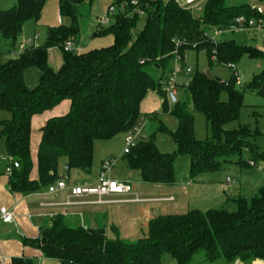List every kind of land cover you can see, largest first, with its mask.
Masks as SVG:
<instances>
[{
	"label": "trees",
	"instance_id": "1",
	"mask_svg": "<svg viewBox=\"0 0 264 264\" xmlns=\"http://www.w3.org/2000/svg\"><path fill=\"white\" fill-rule=\"evenodd\" d=\"M47 1L17 0L13 7H0V43H7V53L17 49L25 22L39 21ZM91 1L59 0L61 16L71 17V25L48 28L44 43L30 45L7 61H2L5 51L0 49V110L10 112L1 120L0 139L5 141V155L20 163L10 174L12 191L31 194L47 188L60 178L62 159L66 161L69 183L71 169L90 172L96 141L128 132L144 119L141 103L149 90L159 92L162 109L177 118L178 126L170 131L164 128L176 144L174 151H161L151 136L140 139L124 154L128 167L138 170L144 182L175 183L176 160L182 155L190 158L189 172L194 178L220 169L233 154L239 155L237 162L241 165L264 162V149L255 142V130L246 124L227 128L240 117L245 90L264 96V68L240 89L232 64L245 55L264 59V50L235 39L214 43L206 33L210 27L225 28L237 16L254 15L250 5L206 0L203 14L196 16L174 0H139L147 17L139 29L132 0H114V22L108 27L100 26L96 33L112 34L114 42L102 48L66 51V42L75 43L79 32V6ZM177 40L181 41L182 52L196 45L195 49L207 51L211 61L215 56L218 62L228 64L233 69L230 78L193 71L188 85H178L181 97L168 99L164 84L173 70ZM55 46L64 51L59 69L49 63V49ZM32 71L38 73L34 84L28 75ZM223 92L228 95L226 99L221 96ZM65 99L71 101L70 110L48 119L41 129L38 178L31 179L32 117ZM194 111L206 117L210 138L196 137ZM245 149L248 158L242 156ZM1 156L0 151L2 172L6 173L9 163ZM231 201L234 210L192 208L184 213L155 215L148 220L144 235L136 240L122 238L118 233L110 237L103 226H86L64 213L44 219L36 239L22 240L62 264H162L166 253L177 264H191L200 252L208 264L264 261V185L251 197L238 196ZM113 229L117 230L115 226ZM12 264H33V260L14 257Z\"/></svg>",
	"mask_w": 264,
	"mask_h": 264
},
{
	"label": "rangeland",
	"instance_id": "2",
	"mask_svg": "<svg viewBox=\"0 0 264 264\" xmlns=\"http://www.w3.org/2000/svg\"><path fill=\"white\" fill-rule=\"evenodd\" d=\"M51 0H48L44 6L43 14L39 21H36L34 19H30L25 22L22 33L19 36L18 43L23 42L24 40L34 39L35 35L38 34V39L35 40L34 43L36 44H42L45 42L48 28L59 26L60 24L63 25H71L73 22V19L71 17H64L62 21V17L60 16V7H51L48 8V4ZM168 0H164L166 2ZM177 2H182V0H174ZM58 2V0L56 1ZM114 0H92L91 2H85L82 3L79 6L78 9V26H79V32L76 35V41L78 48H82L80 46L85 45L86 49H96V48H102L105 45L112 44L114 42V37L112 34L107 35H96L99 25L97 23V18L108 16V11L111 6H113ZM227 4L229 5H235V4H247V5H260L264 9V0H227ZM118 12L119 9H116ZM59 13V14H58ZM193 13L196 16H201L203 14V9H193ZM61 18V21L60 19ZM146 14L144 13H138V28L142 29L146 23ZM114 22V16L110 17V23L106 24L105 26H109ZM209 37L216 38V42H219L223 39H235L238 43H245L248 45H254L258 48H261L264 46V34L258 33L250 30H241V31H230L225 32L224 34H219V28L218 27H210L207 32ZM110 41V43L108 42ZM7 43L3 40L0 43V49L2 51H5L3 55H6L3 57L4 61L9 60L10 53H7L8 50L6 49ZM6 49V50H5ZM9 49V48H8ZM82 50V49H81ZM18 51V49H17ZM51 51H56L57 53H49V58L51 62L55 63V61H58V63L63 61L64 51L61 47L55 46ZM50 51V52H51ZM181 51V50H180ZM182 52V51H181ZM18 53V52H17ZM185 53V66L191 67L193 71L199 70L201 72H206L209 77H219L221 79H228L232 75L233 69L229 67L226 63L218 62L217 60L211 61L208 53L206 50L203 49H187L183 54ZM2 55V56H3ZM175 57V54H174ZM2 59V57H1ZM63 63V62H62ZM61 63V64H62ZM61 67V66H60ZM59 67V68H60ZM58 68V69H59ZM264 68V59L262 58H251L248 55H245L241 58L239 62L236 64V70L239 71L240 75L243 78L242 83H238L236 81V86L240 89H244L245 86L252 80L255 74L259 73ZM180 91H178V96L181 97ZM222 98H227V93H222ZM170 106L172 107V102H170ZM10 116V112L6 110H0V130H1V120ZM195 115V133L196 137L200 140H206L212 136V132L210 128L208 127V123L206 120V117L204 114L194 111ZM146 120L144 122V136L146 137H154L155 142L159 145V148L161 151H169L166 149H171L173 147L174 140L169 135V132L167 130H175L178 126V120L177 118L172 115L169 111H164L163 109L156 114V117L154 116H145ZM241 124L249 125L253 130H255L256 136H255V142L258 144V146L261 149H264V96L259 95L256 92L245 90L244 95V104L240 111V117L238 120L232 121L227 125V128H236ZM166 128V129H164ZM128 136V132L124 133V137ZM117 138V139H116ZM119 137H115L111 139L113 142V146L110 148L116 150L117 144L118 146L121 144V142H118ZM124 139V140H125ZM1 140H4V138L0 139V151L2 150L1 143H3ZM4 144V143H3ZM102 143L97 148V156L98 154H105L108 151L106 149H103L105 146ZM108 144V143H107ZM3 146V145H2ZM125 143L122 149V152L125 148ZM5 148V146H4ZM3 148V149H4ZM104 151V152H103ZM6 152V148L5 151ZM172 152V151H171ZM119 152H115L113 154H110L112 156H108L107 158H104V160L110 159V158H117ZM3 154V153H2ZM114 155V156H113ZM243 158H248V152L245 149L242 153ZM239 158L238 154H233L229 157V161L223 162L220 169L215 171H208L204 172L198 176L191 177L188 167V162H190V158L188 156L182 155L177 158L176 162V170L178 173L180 172V169L182 168V175H180L177 179L179 181L183 180L185 182H180L178 187H170L174 191L173 194L176 195L177 200L176 202H133V203H121L116 205H110L114 209H121L123 213V217L128 220L129 223V231L127 232V237L125 239L130 240H136L139 237L144 235L146 226V218L145 215L148 212L152 211L153 209H156L155 206L163 207L165 211L169 212H177L179 208H172V205L174 203L177 204V202H182V200L187 199V202H182L181 204L184 205V211L189 206L191 208H200L202 210H208L210 208H217V207H226L227 209L234 210L235 204L232 201H228V196L235 195L238 193V187L232 185L235 181H241L244 185L243 191H248L242 194H247L248 197L253 196L256 192V189L258 190L263 183L264 184V162H259L256 166H245L241 165L237 162ZM103 160V161H104ZM182 162H181V161ZM184 161H186V165L184 164ZM64 159L60 160V167L59 172L60 175L68 174V171H66L65 166L63 164ZM95 164V162H94ZM183 166H185L183 168ZM190 166V165H189ZM95 170V169H94ZM115 171H118L121 175L126 172H132L135 175V171H132L127 163L125 158L118 159L116 166L114 168ZM189 172V173H188ZM84 171L80 169L73 168L70 171V176L72 179H78L81 183L84 182L85 174H83ZM249 174H251V178H249ZM131 183L133 186L134 191H138L140 196H156L158 195L155 193V190L150 188H146L147 186H153L151 183H145L139 177L135 178L132 175L130 176ZM231 178L234 182H228L227 179ZM247 178V180L245 179ZM186 181H190V183L187 184ZM253 182V183H252ZM180 189V191L178 190ZM236 191V192H235ZM187 193V197L183 199L184 193ZM76 207H70V208H64V207H55L52 211L59 212V213H66L67 211H74L77 209L87 210L88 207L84 208H77ZM182 210V209H180ZM187 211V209H186ZM104 215L100 214L99 217L104 220ZM108 216V215H107ZM123 218V219H124ZM124 219V220H125ZM132 228V229H131ZM140 229L141 232H140ZM162 264H177L176 259L166 253L163 256ZM191 264H208L207 261L204 258V253L200 252L196 255L194 261Z\"/></svg>",
	"mask_w": 264,
	"mask_h": 264
},
{
	"label": "crops",
	"instance_id": "3",
	"mask_svg": "<svg viewBox=\"0 0 264 264\" xmlns=\"http://www.w3.org/2000/svg\"><path fill=\"white\" fill-rule=\"evenodd\" d=\"M51 0L48 4V8L50 9L51 7H58L59 8V0ZM17 3V0H0V7L1 8H10L15 6ZM60 9V8H59ZM60 13V12H59ZM58 13V14H59ZM43 14V13H42ZM61 16V13H60ZM62 21H63V16ZM61 21V18H59ZM110 23V22H109ZM108 23V24H109ZM38 39V38H37ZM76 41V39H75ZM110 43V41H108ZM76 44V43H75ZM38 45V44H36ZM77 45V44H76ZM110 45V44H109ZM6 49L8 50V45H6ZM107 46V45H105ZM82 50H85L86 46L82 45ZM104 47V46H103ZM54 47L49 49V53H57L56 51H51ZM5 49V50H6ZM261 49V48H260ZM14 50V49H13ZM88 50V49H86ZM263 50V49H261ZM51 51V52H50ZM10 57L14 58L18 56V53L14 51L10 52ZM49 55V54H48ZM6 55L2 56V61H4L3 57ZM63 61L61 60L60 63L58 61H55V63L51 62L49 58V63L51 66H53L55 69H58L62 64ZM29 77L31 79L32 84L37 79L38 73L36 71L29 72ZM178 96V93L176 94ZM162 104H163V97L157 92L156 90H149L147 93L146 97L143 99L141 103V114L143 115L144 120H146L145 116H154L156 117V114H158L162 110ZM70 105L71 101L69 99L63 100L60 104L55 106L52 109L45 110L42 113H38L33 115L32 120H31V158H32V163L33 167L30 173L31 179H37L38 178V150L40 146V142L42 139V127L45 125V123L48 121V119L56 116H62L66 114L70 110ZM9 117V115H8ZM7 118V117H6ZM126 133V132H125ZM115 137L118 138V142H121V144L118 146L116 150L110 148L113 146L112 140H98L95 143V153H94V162L93 168L90 172H84L85 174L84 181H91V182H96L98 178V174L100 171L101 164L104 160V158H107L108 156H112L110 154H113L115 152H119L118 157L115 158V166L120 158H124V153L122 152L124 143H125V137L124 133H120L116 135ZM113 137V138H115ZM112 138V139H113ZM117 139V138H116ZM3 143H1L2 150L5 151V141L1 140ZM102 143L105 147L103 149L108 148V151L105 154H101L97 156V148L102 145ZM108 143V144H107ZM173 147L171 149H166L169 150L168 152L174 151L176 149V144L173 142ZM3 145V146H2ZM158 145V144H157ZM159 147V145H158ZM4 148V149H3ZM160 149V148H159ZM161 150V149H160ZM1 151V155L4 156L6 152ZM104 152V151H103ZM167 152V151H165ZM3 153V154H2ZM114 156V155H113ZM181 161V160H180ZM177 162V160H176ZM182 162V161H181ZM184 164L186 165V161H184ZM127 163V162H126ZM65 168H66V161L64 160L63 162ZM190 162H188V167L190 168ZM257 165V164H256ZM253 165V166H256ZM245 166H251V165H245ZM3 163H0V209L2 207L7 208L13 213L14 216V221L13 222H4L1 215H0V264H12V260L14 257H27L31 258L33 260V264H62L60 260L54 259V258H47L43 255L41 249L30 246V245H25L23 243L22 238H27V239H36L39 236L40 229H39V224L43 222L44 219H49L53 215L59 213L52 211L55 207H64V208H70V207H76L77 208H84L88 207L89 209L82 210V209H77L74 211L66 212L64 214L74 216L77 220L82 222V224L90 227H99L103 226L106 230V233L110 237H115L116 234L118 233L122 238L127 237V232L129 231V226L127 223L128 220H126L123 217V213L121 209H114L111 208L110 210V205H116V204H123V203H133V202H111V203H84V204H75V205H48V203L55 202V200H65L66 197V192H62L59 194H54L50 195L46 192L47 188H43L42 190L31 193V194H23L21 192H15L10 189V174L4 173L3 171ZM185 166H183L184 168ZM115 168V167H114ZM95 169V170H94ZM132 170V169H131ZM135 171V170H132ZM138 171V170H137ZM136 176L132 172H124L123 175H121L118 171L113 170L112 172V177L119 179V180H131L130 176L132 175L133 177H139V179L142 180L140 172H134ZM189 173V172H188ZM66 174V173H65ZM63 174V175H65ZM67 175V174H66ZM182 175V168L180 169V172L176 170V181L172 185H167V184H152L153 186H147L146 188L152 187L153 190H155V193L158 195L156 196H142L144 198H170L173 197V199H168V200H153V201H146V202H176L177 197L170 187H178L180 182H185L183 180L179 181L177 178ZM249 174V178H251ZM62 176V175H61ZM70 176V174H69ZM247 180V178H245ZM264 179V178H263ZM79 180L72 179L70 176V182H78ZM143 181V180H142ZM233 181V180H232ZM80 182V181H79ZM131 182V181H130ZM144 182V181H143ZM187 184L191 182L186 181ZM234 182V181H233ZM264 182V181H263ZM146 183V182H145ZM253 183V182H252ZM264 185L263 183H260ZM232 185L238 187V193L235 195V197L238 196H245L248 197L247 194H242L248 191H243L244 190V185L241 183V181H235ZM261 185V186H262ZM180 191V189H178ZM138 192V191H135ZM236 192V191H235ZM257 192V189L256 191ZM185 196H183V199L187 197V193H184ZM121 196H108L106 199H119ZM234 198L233 195L228 196V201H231V199ZM95 199V197L90 196L84 198V200L91 201ZM42 202H45L46 204L42 205ZM182 202H187V199L182 200ZM181 201L174 203L172 205V208H179L177 212H169L165 211L163 207H156V209H153L152 211L146 213L145 218H146V224L148 220L159 214H165V213H184L189 210V206L183 210L185 207ZM182 209V210H180ZM192 209V208H191ZM200 209V208H199ZM100 214H103L104 220L99 217ZM108 215V216H107ZM125 220H124V219ZM145 224V226H146ZM113 226L117 228V230L113 229ZM132 229V228H131ZM142 229H140L141 232ZM236 264H244L241 261H238ZM251 264H264V261L261 259H256L254 260Z\"/></svg>",
	"mask_w": 264,
	"mask_h": 264
},
{
	"label": "built area",
	"instance_id": "4",
	"mask_svg": "<svg viewBox=\"0 0 264 264\" xmlns=\"http://www.w3.org/2000/svg\"><path fill=\"white\" fill-rule=\"evenodd\" d=\"M177 2V1H176ZM206 0H182V2H177L181 6H186L193 9H203ZM131 3L135 6V11L137 13H144L143 8L141 7L139 0H132ZM249 8L254 12V15H240L235 18V20L230 23L225 28L219 29V34L222 35L225 32L230 31H241V30H250L258 33H264V9L260 5H250ZM115 12V7L111 6L108 11V16L97 18V23L99 26L106 25L110 22L111 15ZM38 34L35 35L34 39L24 40L18 44L15 52L21 53L28 46L36 45L35 40L37 39ZM214 43L216 42V38H211ZM181 41H176V47L174 50V61H173V70L169 73L166 78V83L164 84V90L168 99H171L172 96L176 95L178 92V85L185 84L188 85L191 81V74L193 69L191 67L185 66V53L180 51ZM194 48L196 45L193 46ZM66 51L79 52L81 48L72 41L68 40L64 46ZM264 50V46L261 47ZM214 60H217L215 56H213ZM232 68L235 71L236 81L238 83L243 82V78L240 75L239 71L236 70V64H232ZM144 119H141L131 130L128 131V136L125 139V148L123 153L126 154L130 152V150L135 147L138 141L146 136H144ZM1 160L8 161L9 165L6 167L5 172L7 174H11L13 167L18 168L20 163L18 160L14 159L9 155L1 156ZM116 160L114 158H110L104 160L101 164L100 171L98 174V178L96 182L84 181V182H76L69 183V177L65 174L60 176V178L48 185L46 192L50 195H56L59 193L66 192L65 200H55V202L48 203V205H75V204H84V203H111V202H146L153 200H170V198H144L140 196L138 192L133 190L132 183L129 180H119L112 177V172L115 167ZM228 182H233L231 178L227 179ZM93 196L95 199L88 201L84 200L86 197ZM108 196H121V198L113 200L106 199ZM46 204L42 202V205ZM0 215L4 222H13L14 216L13 213L5 207L0 209Z\"/></svg>",
	"mask_w": 264,
	"mask_h": 264
},
{
	"label": "water",
	"instance_id": "5",
	"mask_svg": "<svg viewBox=\"0 0 264 264\" xmlns=\"http://www.w3.org/2000/svg\"><path fill=\"white\" fill-rule=\"evenodd\" d=\"M172 99H173V101H175V99H176V98H175V96H174V95L172 96Z\"/></svg>",
	"mask_w": 264,
	"mask_h": 264
}]
</instances>
